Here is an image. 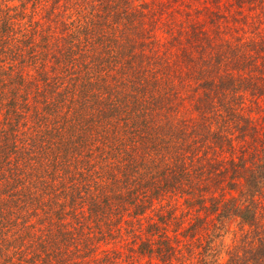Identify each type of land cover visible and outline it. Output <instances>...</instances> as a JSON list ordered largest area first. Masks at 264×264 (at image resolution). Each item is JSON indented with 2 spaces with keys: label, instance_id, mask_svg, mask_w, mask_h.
<instances>
[{
  "label": "trees",
  "instance_id": "obj_1",
  "mask_svg": "<svg viewBox=\"0 0 264 264\" xmlns=\"http://www.w3.org/2000/svg\"><path fill=\"white\" fill-rule=\"evenodd\" d=\"M206 6L0 0V264H264V0Z\"/></svg>",
  "mask_w": 264,
  "mask_h": 264
},
{
  "label": "rangeland",
  "instance_id": "obj_2",
  "mask_svg": "<svg viewBox=\"0 0 264 264\" xmlns=\"http://www.w3.org/2000/svg\"><path fill=\"white\" fill-rule=\"evenodd\" d=\"M141 1H154L155 8L158 9V12L160 11L161 14H163L162 16L168 17V20L179 22L175 25H172V28L175 31L181 29L184 26H188L189 21L193 23L195 20H197V18H195L196 14H194L196 10L204 11L205 7L207 6L209 8L211 7V4H207L206 6V2L211 1V0H134V2H137L138 4L141 3ZM188 12H191V16L189 18H188ZM170 14H173V15L169 18ZM180 14L184 16H181ZM182 20H185L186 23L182 22ZM165 22L166 21H164L163 19L164 25H165ZM170 26L167 28V30H169ZM157 34H159L160 36L164 38L167 37V35L164 33V31L161 28L160 20H159V30ZM190 46L193 47L192 44ZM195 55L198 56L197 53H195ZM179 90L180 88L177 89V91ZM188 92L189 91H184L183 92L184 96H187L189 94ZM187 106H190V104H188ZM141 263L148 264V260L145 259Z\"/></svg>",
  "mask_w": 264,
  "mask_h": 264
}]
</instances>
